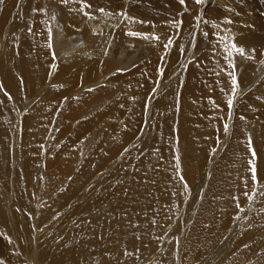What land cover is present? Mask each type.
Wrapping results in <instances>:
<instances>
[{
    "label": "bare ground",
    "instance_id": "6f19581e",
    "mask_svg": "<svg viewBox=\"0 0 264 264\" xmlns=\"http://www.w3.org/2000/svg\"><path fill=\"white\" fill-rule=\"evenodd\" d=\"M83 2L0 3V260L264 264V0Z\"/></svg>",
    "mask_w": 264,
    "mask_h": 264
},
{
    "label": "snow or ice",
    "instance_id": "6c2138e0",
    "mask_svg": "<svg viewBox=\"0 0 264 264\" xmlns=\"http://www.w3.org/2000/svg\"><path fill=\"white\" fill-rule=\"evenodd\" d=\"M68 2H69V0H61V3H64V4H67ZM178 2L183 5L185 3V0H178ZM195 2L197 4H200L203 2V0H195ZM0 3H3V0H0ZM81 3L83 4L84 8H90L91 7V5L84 3L83 0H81ZM100 11L103 12V9H100ZM84 14L86 16L89 15L87 12H85ZM89 18H91V17H89ZM225 22L231 23L230 20H227ZM140 23H143V21H140ZM128 35L137 36L140 34L139 33H128ZM205 35H207V33H205ZM144 38L147 39L148 37H144ZM152 39L159 40V37L154 36V37H152ZM219 39L223 42L226 38L225 37H219ZM172 44H173V41L171 39H168L167 43L164 45V47L167 48V47L171 46ZM224 51L228 54L229 57H232L233 52H235V53L239 54V56L242 58L252 59L251 55H246L245 49L243 47H238L235 43H231L230 45L225 44ZM252 52H255V49H252ZM229 67H231L233 70H235V64L232 62V60H229ZM229 76L231 77V86H232V93H233V99H234L239 85H238L237 78L234 74V71L230 72ZM233 99H229L227 101V105L229 108H231L233 106ZM223 130L225 133H227L229 131L227 124H225L223 126ZM248 146H249V148H251V140H249ZM251 155H252L253 159H250L248 161V164L251 166L249 169V171L251 172V180L256 182L257 184H259L260 182L258 181V178H257V169H256V161H255L256 152H255V150L251 151ZM181 179L183 180V177H181ZM186 186L187 185L185 184V187ZM260 195H264V192H261ZM248 198L253 199V196H249ZM237 207H239V205H237ZM241 211H243V209H241ZM237 219H239V217H237ZM0 264H4V262L2 260H0Z\"/></svg>",
    "mask_w": 264,
    "mask_h": 264
},
{
    "label": "rangeland",
    "instance_id": "374dc122",
    "mask_svg": "<svg viewBox=\"0 0 264 264\" xmlns=\"http://www.w3.org/2000/svg\"><path fill=\"white\" fill-rule=\"evenodd\" d=\"M237 64H238V62H237ZM14 105H16V103ZM17 106H18V104H17Z\"/></svg>",
    "mask_w": 264,
    "mask_h": 264
}]
</instances>
